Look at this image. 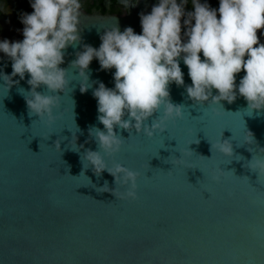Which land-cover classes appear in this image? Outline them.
Wrapping results in <instances>:
<instances>
[{"label": "water", "instance_id": "95a60500", "mask_svg": "<svg viewBox=\"0 0 264 264\" xmlns=\"http://www.w3.org/2000/svg\"><path fill=\"white\" fill-rule=\"evenodd\" d=\"M121 3L124 16L81 11V41L65 51L61 67L70 84L53 110L54 123L29 117L18 91L29 89L27 74L14 77L19 84L8 93L0 88V264H264V176L249 169L264 148V111H244L242 97L221 101L223 107L197 106L173 83L171 102L185 105L181 119L151 138L115 129L120 151L101 155L108 167L119 163L139 173L134 201L101 192L105 181L115 187L107 171L97 177L83 168L80 155L97 150L89 128L103 130L92 91L95 82L113 88L114 69L100 70L93 59L92 88L81 93L70 62L83 45L98 48L106 29L118 25L140 34V14L159 0ZM179 66L190 85L182 60ZM0 71H12L2 52ZM224 139L232 143L231 157L210 151V143Z\"/></svg>", "mask_w": 264, "mask_h": 264}, {"label": "clouds", "instance_id": "9594fccd", "mask_svg": "<svg viewBox=\"0 0 264 264\" xmlns=\"http://www.w3.org/2000/svg\"><path fill=\"white\" fill-rule=\"evenodd\" d=\"M187 2L159 0L149 13L140 14V34L131 27L122 32L118 25L111 27L100 35L98 48L85 44L70 62L80 78L81 93L92 88L89 65L93 59L100 70L114 69L113 88L95 82L98 86L92 96L103 130L89 128L97 150H85L80 160L83 168L91 167L97 177L107 171L114 178V188L105 181L99 189L111 192L117 200L137 199L139 173L119 163L108 167L101 152L110 156L120 151L123 139L115 129L143 132L151 138L156 131L164 132L168 121L181 119L185 105L171 102V84L183 86L187 99L197 106L223 107L221 101L232 104L242 97L246 102L244 111H264V43L257 35H264V0H219L217 9L192 0L193 11L185 13ZM30 7L31 13L20 15L23 39L0 41V52L11 61L12 69L10 74L0 71V88L8 93L27 74L29 89L18 91L24 97L28 115L51 125L58 118L53 110L59 108L61 94L69 88L67 70L61 65L66 49L80 44L82 4L81 0H30ZM180 60L187 67L190 85L184 84ZM242 71L244 75L237 83V74ZM210 144L211 152L215 149L233 156L229 140ZM55 146L60 148L57 142ZM258 149V156L249 161V169L259 177L264 176V148ZM117 185L125 190L120 192Z\"/></svg>", "mask_w": 264, "mask_h": 264}, {"label": "flooded vegetation", "instance_id": "af4514ba", "mask_svg": "<svg viewBox=\"0 0 264 264\" xmlns=\"http://www.w3.org/2000/svg\"><path fill=\"white\" fill-rule=\"evenodd\" d=\"M121 1L125 0H81V11L87 14L124 16L127 8ZM201 2H207L213 9L219 6V0H201ZM184 11L185 13L193 11L192 0H188ZM31 12L30 0H0V41L4 39L10 42L22 40L23 25L20 23V15ZM183 31L182 29V33Z\"/></svg>", "mask_w": 264, "mask_h": 264}]
</instances>
